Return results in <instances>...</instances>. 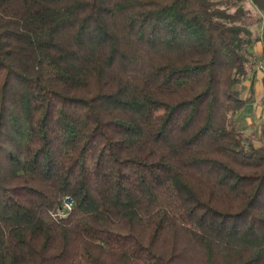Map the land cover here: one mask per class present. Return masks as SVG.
<instances>
[{"label":"trees","instance_id":"obj_1","mask_svg":"<svg viewBox=\"0 0 264 264\" xmlns=\"http://www.w3.org/2000/svg\"><path fill=\"white\" fill-rule=\"evenodd\" d=\"M240 2L0 0V264H264Z\"/></svg>","mask_w":264,"mask_h":264},{"label":"rangeland","instance_id":"obj_2","mask_svg":"<svg viewBox=\"0 0 264 264\" xmlns=\"http://www.w3.org/2000/svg\"><path fill=\"white\" fill-rule=\"evenodd\" d=\"M238 5L249 11L254 19L257 20L256 24L251 27V30L253 32L262 34L264 31V13L255 6L252 0H241ZM233 11L234 8L231 9V12ZM245 81H247L249 84L250 79L248 81L247 78ZM237 89L243 94V97H246L247 99L250 98L252 93L249 91V89H251L249 85L246 87L242 85ZM253 93H255L253 98L254 100L248 104L244 111L238 116L237 120L241 122V128H243L247 134L254 132L256 133L257 137L260 135L262 126L264 124V89L260 91L255 87ZM257 138L255 139V145L260 146L261 143Z\"/></svg>","mask_w":264,"mask_h":264},{"label":"crops","instance_id":"obj_3","mask_svg":"<svg viewBox=\"0 0 264 264\" xmlns=\"http://www.w3.org/2000/svg\"><path fill=\"white\" fill-rule=\"evenodd\" d=\"M254 50L259 54V55H264V46H263V44L262 43H258V44H256L255 46H254ZM249 79H250V82H249V84H248V82L247 81H244L243 82V86H247V85H249V87H251V89H249V91L252 93L251 94V96H250V98L249 99H247L246 97H243V94H242V97H243V99H246V100H248V104L251 102V101H253L254 99V94L255 93H253L254 92V89H255V87L258 89V90H263L264 89V62L262 63V64H260L259 66H258V68L256 69V71L255 72H253L252 74H250V76L248 77V81H249ZM242 85H240V86H242ZM248 104H247V106H248ZM246 106V107H247ZM245 107V108H246ZM244 111V110H243ZM242 111V112H243ZM241 112V113H242ZM240 113V114H241ZM239 114V115H240ZM238 115V116H239ZM244 117V116H243Z\"/></svg>","mask_w":264,"mask_h":264},{"label":"built area","instance_id":"obj_4","mask_svg":"<svg viewBox=\"0 0 264 264\" xmlns=\"http://www.w3.org/2000/svg\"><path fill=\"white\" fill-rule=\"evenodd\" d=\"M74 207V201L70 197H66L63 201L62 207L56 212L54 217H65Z\"/></svg>","mask_w":264,"mask_h":264}]
</instances>
